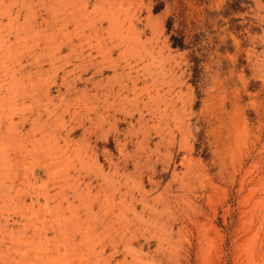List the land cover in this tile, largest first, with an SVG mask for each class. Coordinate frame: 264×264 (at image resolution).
I'll list each match as a JSON object with an SVG mask.
<instances>
[{"label": "rangeland", "instance_id": "374dc122", "mask_svg": "<svg viewBox=\"0 0 264 264\" xmlns=\"http://www.w3.org/2000/svg\"><path fill=\"white\" fill-rule=\"evenodd\" d=\"M0 264H264V0H0Z\"/></svg>", "mask_w": 264, "mask_h": 264}, {"label": "trees", "instance_id": "16d2710c", "mask_svg": "<svg viewBox=\"0 0 264 264\" xmlns=\"http://www.w3.org/2000/svg\"><path fill=\"white\" fill-rule=\"evenodd\" d=\"M162 7V4L159 3L157 4L154 9L153 12L156 13L157 11H159ZM168 23L169 21H166V30H168ZM201 33H196L192 36L190 42L186 45L183 44V38L182 36H173L170 35L169 36V43L171 48H177L179 50H183V49H190L191 50V57L196 64L198 63V60L196 59V54L198 53V43H199V38L201 37Z\"/></svg>", "mask_w": 264, "mask_h": 264}, {"label": "bare ground", "instance_id": "6f19581e", "mask_svg": "<svg viewBox=\"0 0 264 264\" xmlns=\"http://www.w3.org/2000/svg\"><path fill=\"white\" fill-rule=\"evenodd\" d=\"M65 230V229H64ZM65 233V232H64Z\"/></svg>", "mask_w": 264, "mask_h": 264}]
</instances>
